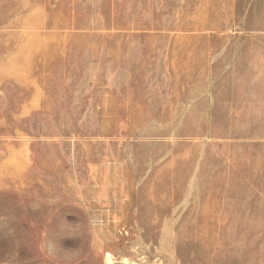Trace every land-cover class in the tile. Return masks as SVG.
Segmentation results:
<instances>
[{"label":"rangeland","instance_id":"374dc122","mask_svg":"<svg viewBox=\"0 0 264 264\" xmlns=\"http://www.w3.org/2000/svg\"><path fill=\"white\" fill-rule=\"evenodd\" d=\"M106 254L264 264V0H0V264Z\"/></svg>","mask_w":264,"mask_h":264},{"label":"bare ground","instance_id":"6f19581e","mask_svg":"<svg viewBox=\"0 0 264 264\" xmlns=\"http://www.w3.org/2000/svg\"><path fill=\"white\" fill-rule=\"evenodd\" d=\"M110 257V256H109ZM108 254H106L105 260L107 264H111L110 260H109ZM112 260V259H111ZM113 262V261H112Z\"/></svg>","mask_w":264,"mask_h":264}]
</instances>
